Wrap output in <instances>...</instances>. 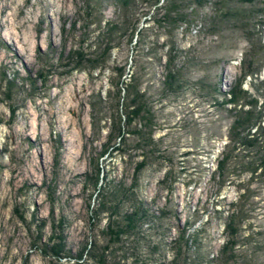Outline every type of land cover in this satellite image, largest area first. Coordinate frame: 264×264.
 Listing matches in <instances>:
<instances>
[{
  "label": "rangeland",
  "instance_id": "1",
  "mask_svg": "<svg viewBox=\"0 0 264 264\" xmlns=\"http://www.w3.org/2000/svg\"><path fill=\"white\" fill-rule=\"evenodd\" d=\"M263 1L0 0V264H264V175L225 100Z\"/></svg>",
  "mask_w": 264,
  "mask_h": 264
},
{
  "label": "trees",
  "instance_id": "2",
  "mask_svg": "<svg viewBox=\"0 0 264 264\" xmlns=\"http://www.w3.org/2000/svg\"><path fill=\"white\" fill-rule=\"evenodd\" d=\"M120 1H122L125 5H128V2L132 0H120ZM168 1L170 4H172L175 0H168ZM245 1L253 2L254 0H245ZM173 5L175 8H177V5L175 6V2L173 3ZM261 5H264V1L263 3H261ZM257 12L259 13L258 15L262 19V21H264V8L257 7ZM162 21L163 20L157 19V24H161ZM114 30H116V28L111 29V31ZM139 36L140 35L137 36L136 39L137 41L139 40ZM261 39L262 36L260 35L256 40L257 42L253 41L254 43H252L250 48L246 52H244V57L242 58V70H244L243 78L242 79L240 78L241 82L238 84L237 87L231 88L230 90L231 96L225 99L227 101L226 102L227 104L229 103L231 104V106H233L231 107L232 108L231 116L233 120L229 129L230 142L233 143V141H237L238 145L242 146L247 154L252 153L251 151L257 150L256 154L257 153L258 154L256 156L257 159H259V161L255 165L253 170H251L252 177L254 175H258V176L264 175V153H263L264 148H262L264 147V99L260 103L259 98L254 97L247 90L243 89L241 87V84L248 75L257 74L256 72L259 71V66H258L259 54L261 51H264V42L261 44ZM130 80L133 82H137V78H130ZM118 84H121V80L118 81ZM118 84L115 85L116 94L118 96L120 109L124 107V113L127 121L130 120L131 117H134L135 114H139V112H146L144 109H142L144 107V103H143L144 94L139 90V86L136 83L132 84V82L130 83L129 82L125 83V81L122 82V87H125V91H126V94L122 95L120 92V88L118 87ZM262 86L264 88V80H262V82L260 83V87ZM127 87L133 89L131 91L133 93V96L130 95L132 96L130 103L125 102V99L128 98L130 93L129 92L130 89L128 90ZM258 87L259 86H257V88ZM134 107L135 109L128 110V108H134ZM119 120H120V116L117 121L119 122ZM255 126L257 127V129L254 132L252 131V129ZM245 131H247L246 134H244ZM228 150L223 156L222 160L219 161V168L221 170H223V162L224 163L226 162L224 160L230 158L232 154L231 149L228 148ZM258 169H261V171L263 170L262 174L260 173L258 174L257 172ZM131 224H133L132 225L133 227L135 226L134 222L129 223L130 226ZM107 227H108V231L112 233L111 235L112 238L118 237L120 232L124 231L123 227H120L119 224L115 222L112 223L111 221L108 223ZM229 228H230V224H227V229ZM122 234H124V232ZM236 243H237L236 240L235 241L231 240L230 243L228 242V244H225V246H223L222 248V254L229 250L230 252V255H228L229 258L230 259L234 258L235 255L234 249ZM90 251L91 252L89 253V255L95 256L97 258V261H99L100 263H104L106 256L103 255L104 252L101 250V248H96V246L93 245V248ZM180 255L181 254H179L178 256L180 257ZM176 264H180V261L177 262Z\"/></svg>",
  "mask_w": 264,
  "mask_h": 264
},
{
  "label": "bare ground",
  "instance_id": "3",
  "mask_svg": "<svg viewBox=\"0 0 264 264\" xmlns=\"http://www.w3.org/2000/svg\"><path fill=\"white\" fill-rule=\"evenodd\" d=\"M148 22V21H147ZM153 26V25H152ZM154 27V26H153ZM16 37H18V35H16ZM155 40V39H154ZM154 42V41H153ZM21 56V55H20ZM78 64V63H77ZM234 69V68H233ZM127 112H129V111H127ZM227 142V141H226ZM218 170V169H217ZM188 234V233H187ZM223 248V247H222Z\"/></svg>",
  "mask_w": 264,
  "mask_h": 264
}]
</instances>
